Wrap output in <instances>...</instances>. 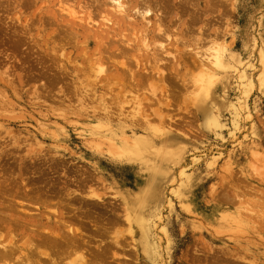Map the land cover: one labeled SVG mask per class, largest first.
Instances as JSON below:
<instances>
[{
    "label": "rangeland",
    "instance_id": "374dc122",
    "mask_svg": "<svg viewBox=\"0 0 264 264\" xmlns=\"http://www.w3.org/2000/svg\"><path fill=\"white\" fill-rule=\"evenodd\" d=\"M119 1L0 0L1 240L61 222L93 256L62 264H264V0Z\"/></svg>",
    "mask_w": 264,
    "mask_h": 264
},
{
    "label": "bare ground",
    "instance_id": "6f19581e",
    "mask_svg": "<svg viewBox=\"0 0 264 264\" xmlns=\"http://www.w3.org/2000/svg\"><path fill=\"white\" fill-rule=\"evenodd\" d=\"M112 1H114L115 2V5H113V7H115V9L119 12V13H125V9H124V4L122 3V2H120L119 0H112ZM127 1V0H126ZM145 2H148V1H146V0H144ZM152 1V0H151ZM129 2V1H128ZM137 2V1H136ZM141 3H142V1H140ZM144 2V3H145ZM149 2H150V0H149ZM112 3V2H111ZM144 3H142V6L141 7H143V4ZM159 3V2H158ZM165 3V2H164ZM163 3V4H164ZM178 3V2H177ZM148 4L149 3H147V5H145L144 4V6L145 7H149L148 6ZM179 4V3H178ZM100 6V5H99ZM136 7H140V3L138 2V4H136L135 5ZM145 7H144V9H145ZM153 7H155V5L153 6ZM183 7H185V6H183ZM62 9H63V7H62ZM61 9V10H62ZM134 9V8H133ZM125 10V11H124ZM159 10V9H158ZM148 11H150V10H147V12ZM61 12V11H60ZM64 12H66V11H64ZM70 12V11H69ZM137 12V11H136ZM151 12V11H150ZM66 13H68V12H66ZM127 13V12H126ZM158 13H159V11H158ZM157 13V14H158ZM140 14V13H139ZM68 15H69V13H68ZM71 15V14H70ZM123 15V14H122ZM148 15V14H147ZM145 16V15H144ZM144 16L142 17V18H144ZM70 17H72V16H70ZM73 17L74 18H76V15H73ZM122 18H123V16H122ZM79 19V18H78ZM81 19V18H80ZM89 19V18H88ZM125 19H126V17H125ZM145 19V18H144ZM161 19V18H160ZM90 20V19H89ZM103 20L104 21H106L107 23L108 22H110V20H109V18H103ZM130 20V19H129ZM158 20H159V18H158ZM79 21V20H78ZM81 21H83V20H81ZM119 21V20H118ZM89 22V21H88ZM87 22V23H88ZM96 22V21H95ZM93 23V22H92ZM94 24V23H93ZM105 25V24H104ZM158 27V26H157ZM156 27V28H157ZM159 28V27H158ZM156 30H158V29H156ZM161 30V29H160ZM210 55H211V53H210ZM213 56H214V54H212ZM213 62V61H212ZM215 65H216V63H214ZM3 188V187H2ZM1 190V189H0ZM8 193V192H7ZM4 194H6V193H4ZM4 196V195H3ZM28 196V195H27ZM37 196V195H36ZM43 196V195H42ZM5 198V197H4ZM39 198V197H38ZM42 198V197H41ZM7 200V199H6ZM28 201V200H27ZM30 201V200H29ZM79 202V201H78ZM81 202V201H80ZM92 202V201H91ZM80 204V203H79ZM8 205V204H7ZM87 205V204H86ZM5 206V205H4ZM9 206V205H8ZM12 206V205H11ZM4 208V207H3ZM6 208H8V207H6ZM5 208V209H6ZM23 208V207H22ZM29 208V207H28ZM24 209V208H23ZM22 209V210H23ZM91 209V208H90ZM28 210V209H27ZM35 210V209H34ZM38 210V209H37ZM70 210V209H69ZM6 211V210H5ZM17 211H18V209H17ZM26 211V210H25ZM30 211V210H29ZM24 212V211H23ZM36 212V211H35ZM70 212H72V211H70ZM22 213V212H21ZM20 213V214H21ZM24 213H26V212H24ZM32 213H34V212H32ZM2 214V213H1ZM4 214V213H3ZM37 214H38V212H37ZM64 214V213H63ZM29 215V214H28ZM6 216V215H5ZM49 216V215H48ZM66 217H64V218H67V215H65ZM136 216V215H135ZM69 217V216H68ZM48 218V217H47ZM79 217H77V219H78ZM1 219H3V217H1ZM71 219V218H70ZM76 219V220H77ZM141 219V218H140ZM4 220V219H3ZM133 223L137 226L136 228H137V237H138V239L139 240H143V239H145V228L143 227L144 225H143V223H142V221L141 220H139L137 217H133ZM0 221H2V220H0ZM8 221V220H7ZM56 221V220H55ZM59 221V220H58ZM57 221V222H58ZM75 221V220H74ZM80 221H82V220H80ZM5 222H6V218H5ZM24 222V221H23ZM50 222V221H49ZM48 222V223H49ZM79 222V221H78ZM2 223H3V221H2ZM19 223V222H18ZM17 223V224H18ZM61 223V222H60ZM59 222H58V224H60ZM62 223H64L65 224V222H62ZM71 223V222H70ZM0 224H1V222H0ZM26 224V223H25ZM56 225V227L55 228H52L51 230H47L48 229V227L49 228H51L50 226H48V224L46 225V226H48V227H46L47 229V231H45L44 232V229L43 228H45L44 226H42L41 224H39L38 225V223H37V225H36V227H38L39 229H37V234H36V236L38 237V240L39 241H37L36 239H35V241L38 243H36V244H34V243H32V242H26L24 245H22V246H24V249H26V251H28L29 250V253L28 254H25V255H23L24 253H22V250H19L20 248H18V246H17V243L19 242H14L15 240H14V238H10V240H9V238H8V240L7 241H9V242H7V241H5V240H3V241H5L4 243H2L3 241L1 240L2 239V235L3 234H1V238H0V264H41V262H43L44 261V259H43V257L46 259V261H44L43 262V264H62L64 261H65V259H63L65 256H67L68 257V255L69 256H71V253L72 254H74V253H77V252H82L81 254H85L84 252H86V253H88L87 252V250L89 249V248H91V247H87L88 245H89V242H88V240H86V238L85 237H88V236H84V233L78 228V229H76V227H75V229H72L71 228V225L69 226H66V225H63L64 226V229L66 230V231H62V224H60V225ZM77 224V223H76ZM80 224H81V222H80ZM79 224V225H80ZM86 224V223H85ZM14 225V224H13ZM51 225V224H50ZM73 225V224H72ZM0 226H2V225H0ZM15 227H16V224L14 225ZM18 227H19V225H17ZM31 226V225H30ZM33 226V225H32ZM31 226V227H32ZM77 226V225H76ZM86 226V225H85ZM7 227V226H6ZM11 227V226H10ZM9 228V227H8ZM17 228V227H16ZM34 228V227H33ZM82 228V227H81ZM1 229H4L3 227L1 228ZM10 229V228H9ZM14 229V228H13ZM18 229V228H17ZM16 229V230H17ZM31 229V228H30ZM87 229V228H86ZM29 230V229H28ZM38 230H41V231H43V232H39ZM60 230L62 231V232H60ZM84 230V229H83ZM30 232H31V230H29ZM11 232V231H10ZM14 232V231H13ZM12 232V233H13ZM32 232H34L33 230H32ZM35 232V233H36ZM15 233H16V231H15ZM22 235V234H21ZM34 235V234H33ZM5 236V235H4ZM11 236H12V234H11ZM14 236V235H13ZM16 236V235H15ZM31 236V235H30ZM9 237H10V235H9ZM29 237V236H28ZM30 238H32V237H30ZM29 238V239H30ZM34 239V238H33ZM32 240V239H31ZM30 240V241H31ZM34 241V242H35ZM20 243V242H19ZM25 246H27V247H25ZM39 247H41L40 248V250H39ZM85 247L86 248H88V249H85ZM101 248V247H100ZM41 249L43 250V251H41ZM45 249V250H44ZM99 249V248H98ZM84 251V252H83ZM98 251H101V250H98ZM106 251V250H105ZM24 252V251H23ZM92 252V251H91ZM99 253H101V252H98L97 253V255L99 254ZM103 253V252H102ZM101 253V254H102ZM89 255H90V257H93V256H91V253L89 252L88 253ZM94 254V253H93ZM92 254V255H93ZM86 255V254H85ZM95 256V255H94ZM102 256V255H101ZM67 257H66V259H67ZM97 257V256H96ZM40 258V259H39ZM104 258V257H103ZM42 259V261L40 262V260ZM82 259H83V261H82V264H90L91 263V261L90 262H88V260H86L85 259V256L84 257H82ZM93 259V258H92ZM98 259H99V256H98ZM49 263H48V262ZM94 261H96V260H93V263H94ZM102 261V260H101ZM105 261V260H104ZM62 262V263H61ZM100 262V261H99ZM96 263V262H95ZM65 264V263H64ZM75 264V263H74ZM92 264V263H91ZM97 264V263H96ZM102 264V263H101ZM104 264V263H103Z\"/></svg>",
    "mask_w": 264,
    "mask_h": 264
}]
</instances>
